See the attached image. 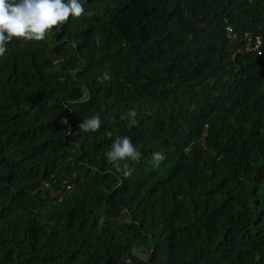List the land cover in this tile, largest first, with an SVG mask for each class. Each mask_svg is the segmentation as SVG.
Instances as JSON below:
<instances>
[{
  "label": "trees",
  "instance_id": "obj_1",
  "mask_svg": "<svg viewBox=\"0 0 264 264\" xmlns=\"http://www.w3.org/2000/svg\"><path fill=\"white\" fill-rule=\"evenodd\" d=\"M81 2L0 57V264H264V56L223 30L264 53V0ZM106 132L141 152L130 177Z\"/></svg>",
  "mask_w": 264,
  "mask_h": 264
},
{
  "label": "clouds",
  "instance_id": "obj_2",
  "mask_svg": "<svg viewBox=\"0 0 264 264\" xmlns=\"http://www.w3.org/2000/svg\"><path fill=\"white\" fill-rule=\"evenodd\" d=\"M83 14L84 5L81 0H0V57L5 56L8 44L14 38L26 42L44 41L54 27ZM97 79L103 82L110 80L111 75L105 72ZM136 117L134 109L128 112L130 127L139 123ZM61 123L67 125L68 120L62 118ZM100 127L99 115L83 118L78 125L79 131L85 133L98 131ZM141 155L129 136L116 137L110 150L105 153L107 161L125 178L130 177L134 171L129 162H139ZM163 159L162 153L155 152L151 162L158 166Z\"/></svg>",
  "mask_w": 264,
  "mask_h": 264
},
{
  "label": "built area",
  "instance_id": "obj_3",
  "mask_svg": "<svg viewBox=\"0 0 264 264\" xmlns=\"http://www.w3.org/2000/svg\"><path fill=\"white\" fill-rule=\"evenodd\" d=\"M224 35L227 40L231 43L236 41L237 42V50H242L243 52H252L257 56H264L262 50L260 49V37L258 34H252L250 31L244 30L240 34L234 32L230 23H225L223 26ZM105 135L109 137L113 143L115 140L116 135H110L109 132H106ZM187 148L185 147V150ZM64 182V181H63ZM40 189L44 191V194L50 197L51 199H59L64 191L69 188V184H65L63 188L54 186L47 181L42 180L39 183Z\"/></svg>",
  "mask_w": 264,
  "mask_h": 264
},
{
  "label": "rangeland",
  "instance_id": "obj_4",
  "mask_svg": "<svg viewBox=\"0 0 264 264\" xmlns=\"http://www.w3.org/2000/svg\"><path fill=\"white\" fill-rule=\"evenodd\" d=\"M44 200L45 202L49 203L51 201V198L48 197L47 195H44Z\"/></svg>",
  "mask_w": 264,
  "mask_h": 264
}]
</instances>
